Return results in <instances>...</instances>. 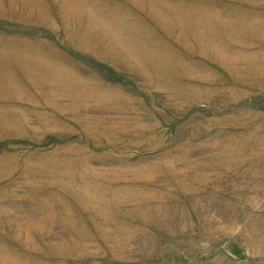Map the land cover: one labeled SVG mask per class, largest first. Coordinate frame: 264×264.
<instances>
[{
    "label": "rangeland",
    "instance_id": "obj_1",
    "mask_svg": "<svg viewBox=\"0 0 264 264\" xmlns=\"http://www.w3.org/2000/svg\"><path fill=\"white\" fill-rule=\"evenodd\" d=\"M0 264H264V0H0Z\"/></svg>",
    "mask_w": 264,
    "mask_h": 264
}]
</instances>
